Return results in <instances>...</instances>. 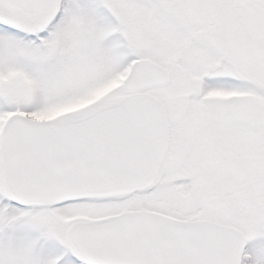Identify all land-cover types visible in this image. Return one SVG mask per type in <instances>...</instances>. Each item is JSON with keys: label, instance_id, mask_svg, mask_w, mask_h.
Listing matches in <instances>:
<instances>
[{"label": "snow or ice", "instance_id": "1", "mask_svg": "<svg viewBox=\"0 0 264 264\" xmlns=\"http://www.w3.org/2000/svg\"><path fill=\"white\" fill-rule=\"evenodd\" d=\"M0 264H264V0H0Z\"/></svg>", "mask_w": 264, "mask_h": 264}]
</instances>
